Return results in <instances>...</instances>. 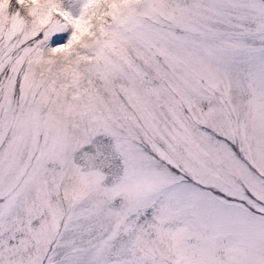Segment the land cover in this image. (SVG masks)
Returning a JSON list of instances; mask_svg holds the SVG:
<instances>
[{
	"label": "snow or ice",
	"instance_id": "6c2138e0",
	"mask_svg": "<svg viewBox=\"0 0 264 264\" xmlns=\"http://www.w3.org/2000/svg\"><path fill=\"white\" fill-rule=\"evenodd\" d=\"M0 264H264V0H0Z\"/></svg>",
	"mask_w": 264,
	"mask_h": 264
}]
</instances>
